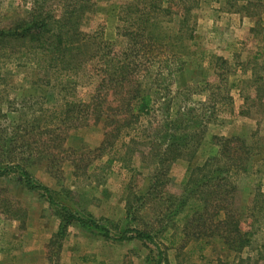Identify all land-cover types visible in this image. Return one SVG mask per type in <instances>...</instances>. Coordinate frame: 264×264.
I'll use <instances>...</instances> for the list:
<instances>
[{
  "label": "rangeland",
  "instance_id": "374dc122",
  "mask_svg": "<svg viewBox=\"0 0 264 264\" xmlns=\"http://www.w3.org/2000/svg\"><path fill=\"white\" fill-rule=\"evenodd\" d=\"M131 1L96 0L95 6L81 21V30L89 35L100 33L103 42L124 47L125 39L116 31L120 24L118 15L120 8ZM34 2L36 0H0L1 33L20 23L35 7ZM252 2H260L262 9L250 7L241 12H228L224 0H198L187 16L182 33L192 37L188 39L187 36L181 42L183 67L173 65L172 76L178 87L185 84L199 86L206 81L211 88L200 92L202 87H193L191 90L195 94L185 104L196 110L199 104L207 103V96L212 91L215 95H229L232 103L219 104L208 120L206 113L193 124L183 126L184 134L193 133L195 137L188 149L180 150L174 160L166 159L163 170L158 168V160L149 157L145 146L127 145L128 139L120 140L116 150L95 158L92 152L104 138V123L103 119L93 118L85 125L65 132L60 156L64 161L57 169L45 170L43 162L28 160L27 163H32L26 169L36 184L49 189L56 206H67L76 216L95 220L113 237L132 227H147L158 244L129 238L111 243L105 241L99 231L80 228L73 223L67 228L61 249L54 256L58 264H264V226L258 227L250 247L241 252H229L217 240L200 250L193 242L194 236L183 238L185 210L170 215L176 205L167 200L180 196L190 170L212 162V167L204 166L199 173L194 170L195 176H202L213 167H220L221 157L214 145V137L237 136L250 140V135L257 132L254 142L264 145V0ZM178 13L174 10L172 14L170 27L173 32L179 26ZM1 43L0 127L17 123L19 114L16 110L23 102L25 109L31 111L61 104L57 89L43 85L49 73L54 72L48 73L43 62L40 66L34 64L40 56L27 44L13 46L8 39ZM77 75L70 76L77 83L74 96L89 101L97 78L84 71ZM3 114L5 118L1 117ZM175 135L180 136V130ZM121 143L124 146L121 147ZM263 158L264 151L251 160L250 174L236 180L235 201L241 209L249 204L257 187L264 190V161H260ZM158 170L164 171L159 177V194H164V201H157L155 193L148 191L149 179L153 174L157 175ZM16 181L12 176L11 180L1 183L24 210L16 220L0 215V252L10 256L16 251L20 262L31 259L34 264H47L46 256L51 248H55L48 249V243L60 225L57 216L60 209L51 206L42 192H28ZM158 213L167 217L160 224L155 222ZM175 224L177 241L171 246L169 242L174 232L169 228ZM12 260L14 264L15 257Z\"/></svg>",
  "mask_w": 264,
  "mask_h": 264
},
{
  "label": "trees",
  "instance_id": "16d2710c",
  "mask_svg": "<svg viewBox=\"0 0 264 264\" xmlns=\"http://www.w3.org/2000/svg\"><path fill=\"white\" fill-rule=\"evenodd\" d=\"M52 1L38 3L36 0L35 7L20 23L14 24L8 32L0 31V44L6 39L13 46L27 44L40 56V62L34 61V64L40 66L43 62L48 73L54 72L49 73L43 85L51 90L57 89L61 100V104L37 111L25 109L23 102V106L16 110L19 114L17 123L0 127V215L12 220L22 216L24 209L18 200L8 195L2 181L15 176L20 188L42 192L48 203L56 206L49 189L34 182L26 169L32 162H27L35 159L38 163L43 162L45 170L57 169L64 161L60 156L65 132L85 125L89 118L103 119L104 123V138L92 152L95 158L116 150L120 140L128 139L127 145L145 146L146 153L158 160V168L163 170L166 159L174 160L180 150L188 149L195 137L193 133L184 134L183 126L193 124L206 113L208 120L219 104L232 103L229 95H215L212 91L206 104H199L196 110L190 109L185 101H190L191 95L195 94L191 89L198 85L178 87L172 76L173 65L183 67L180 44L192 35L183 34L182 30L198 0H132L122 6L118 15L120 24L116 29L117 35L125 39L121 48L103 42L100 33L89 35L81 30V21L95 6L96 0H56L55 4ZM224 5L228 12L263 7L260 2L252 0H224ZM174 10L179 11V26L173 32L170 26ZM79 71L97 78L94 92L86 102L74 96L77 83L70 76H78ZM55 73L57 79L53 77ZM51 80H54L53 84ZM198 87H202L200 92L211 88L206 81ZM180 99L177 105L176 101ZM1 117L5 118V114ZM179 130L181 135L176 136ZM257 134L252 133L250 140L237 136L214 137V145L221 157L220 167H213L202 176H195L194 170L199 173L204 166L212 167V162L190 170L180 196L167 198L176 205L170 215L185 210L183 238L194 236L193 242L200 250L217 240L229 252H241L250 247L258 227L264 226V190L257 187L244 209L235 201L237 178L250 174L251 160L264 151V145L254 142ZM163 172L158 170L148 183V191L155 193L157 201H164V194H159V177ZM56 207L60 209V213L57 211L60 225L48 243V249L55 248L47 254V264H58L54 256L61 249L67 228L73 223L80 228L99 231L107 242L129 238L158 245L147 227H132L113 237L95 220L76 216L67 206ZM157 218L155 222L160 224L167 217L158 213ZM175 226L169 228L174 232L169 242L171 246L177 241ZM158 258L160 261V249Z\"/></svg>",
  "mask_w": 264,
  "mask_h": 264
},
{
  "label": "crops",
  "instance_id": "0c3cea01",
  "mask_svg": "<svg viewBox=\"0 0 264 264\" xmlns=\"http://www.w3.org/2000/svg\"><path fill=\"white\" fill-rule=\"evenodd\" d=\"M19 253L16 251H13L10 256H6L2 252H0V264H12L14 257H15V262L14 264H34L35 262L31 259H25L24 261L20 262L19 260Z\"/></svg>",
  "mask_w": 264,
  "mask_h": 264
}]
</instances>
